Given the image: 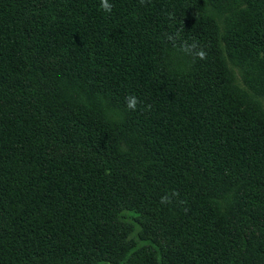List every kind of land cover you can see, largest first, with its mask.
<instances>
[{
    "label": "trees",
    "instance_id": "1",
    "mask_svg": "<svg viewBox=\"0 0 264 264\" xmlns=\"http://www.w3.org/2000/svg\"><path fill=\"white\" fill-rule=\"evenodd\" d=\"M108 2L0 0V264H264V0Z\"/></svg>",
    "mask_w": 264,
    "mask_h": 264
},
{
    "label": "clouds",
    "instance_id": "2",
    "mask_svg": "<svg viewBox=\"0 0 264 264\" xmlns=\"http://www.w3.org/2000/svg\"><path fill=\"white\" fill-rule=\"evenodd\" d=\"M102 7L105 11L111 12L112 5L108 2V0H102ZM201 58H203V54H201ZM127 107L130 110H135L138 100L135 97H128L126 98Z\"/></svg>",
    "mask_w": 264,
    "mask_h": 264
},
{
    "label": "rangeland",
    "instance_id": "3",
    "mask_svg": "<svg viewBox=\"0 0 264 264\" xmlns=\"http://www.w3.org/2000/svg\"><path fill=\"white\" fill-rule=\"evenodd\" d=\"M231 71L233 72V74L235 75V78H236V80L239 82V83H241V81H240V77L237 75L238 73L240 74V69H239V67L237 66V67H233V68H231Z\"/></svg>",
    "mask_w": 264,
    "mask_h": 264
}]
</instances>
